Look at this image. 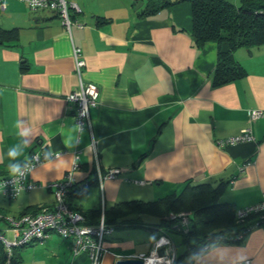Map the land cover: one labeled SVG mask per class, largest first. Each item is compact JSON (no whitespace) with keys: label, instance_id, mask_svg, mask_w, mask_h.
I'll return each mask as SVG.
<instances>
[{"label":"crops","instance_id":"crops-1","mask_svg":"<svg viewBox=\"0 0 264 264\" xmlns=\"http://www.w3.org/2000/svg\"><path fill=\"white\" fill-rule=\"evenodd\" d=\"M66 1L77 5L80 13L72 18L83 25L69 33L52 12L30 11L14 0L0 7V179L13 176L8 166L20 167L31 152L42 158L28 176L34 188L14 200L0 198V214L17 218L52 208L48 186L64 180L76 156L67 200L82 213L110 216L117 204L177 196L188 183L217 190L218 203L233 211L259 203L264 116L249 125L248 113L264 111V46L236 50L244 76L214 87L218 46H194L187 1H158L164 6L157 12L148 11L149 1ZM72 46L82 52L83 80L100 93L98 107L90 110L91 133L77 130L66 102L78 89ZM246 128L252 142L216 146ZM12 148L20 153L16 159L8 156ZM110 170L120 174L99 184V174ZM113 225L101 264L148 253L162 230L158 219L128 212ZM5 227L0 221L6 234ZM180 245L175 264H264L261 228L240 243L214 244L206 252H190L182 239ZM15 253V264H90L84 254L73 258L70 242L56 235Z\"/></svg>","mask_w":264,"mask_h":264},{"label":"built area","instance_id":"built-area-1","mask_svg":"<svg viewBox=\"0 0 264 264\" xmlns=\"http://www.w3.org/2000/svg\"><path fill=\"white\" fill-rule=\"evenodd\" d=\"M25 4L30 11H46L56 14L62 26L69 33L72 26L83 27L74 22L72 16L79 14L80 10L74 3L66 0H14ZM135 2L156 1V0H134ZM0 7L4 9V0H0ZM72 57L74 70L78 78V89L66 97V102L71 106L74 122L78 131L87 129L91 133L90 110L98 107L99 89L95 84L83 80L85 62L79 48L72 46ZM264 116V111L250 110L248 113V124ZM253 136L250 128L242 130L237 136L216 142L218 148L252 142ZM92 148L95 151L92 139ZM60 155L54 156L55 158ZM78 156L65 175L64 180L50 184L55 203L52 208H43L35 214H26L17 218H6L0 214V221L5 223V232L0 231V245L5 253V264H11L15 250L31 245H43L52 235L70 242V252L73 258L79 255H86L90 264H101L103 257L109 253L105 247V241L114 232L112 227L105 224L103 212L100 220L95 225L84 223L82 215L70 209L66 204L69 190L72 188L74 179L73 173L78 169ZM42 158L37 153L31 152L20 165V172L15 175L0 179V198L6 200L16 199L22 192L28 191L34 186L28 182L29 174L41 164ZM120 174L119 170H110L99 174L98 183L104 180L116 179ZM143 185V182H137ZM190 214L181 213L169 215V219L177 223V227L187 232L190 223ZM235 221L245 229L237 234L221 235L215 240H207L200 248L203 252L208 251L214 244H237L244 236L254 229H264V196L256 205L235 211ZM140 260L143 264H175V246L166 232L159 230V235L153 241L148 253L129 257ZM237 264H251L250 260L238 262Z\"/></svg>","mask_w":264,"mask_h":264},{"label":"trees","instance_id":"trees-1","mask_svg":"<svg viewBox=\"0 0 264 264\" xmlns=\"http://www.w3.org/2000/svg\"><path fill=\"white\" fill-rule=\"evenodd\" d=\"M158 1L163 0L149 1L151 3L148 5V11L157 12L164 6ZM185 1L191 5V35L194 46L201 49L212 42L217 43L218 46V61L213 72L212 85L219 87L243 77L244 72L234 61L233 54L238 49L264 46V0H237V6L228 0ZM66 204L70 209L79 212L70 206L67 198ZM39 211L25 212L21 216ZM127 212L150 215L158 219L160 228L169 237L179 236L188 246L189 251L194 253L203 252L200 248L208 239L215 240L218 236L237 234L245 229V226L236 224L235 211L230 205L218 203L217 190L203 185L191 186L188 183L179 195L168 196L153 203L117 204L110 211V216L104 211L105 224L115 230L116 226L113 223ZM189 212L191 214L189 227L187 232L183 233L182 229L177 227V223L169 219V215ZM79 213L87 225H95L100 220V211ZM124 221L130 220L120 222ZM17 250L13 253L11 264H15L18 260L15 253ZM0 264H5V253L1 245Z\"/></svg>","mask_w":264,"mask_h":264},{"label":"clouds","instance_id":"clouds-1","mask_svg":"<svg viewBox=\"0 0 264 264\" xmlns=\"http://www.w3.org/2000/svg\"><path fill=\"white\" fill-rule=\"evenodd\" d=\"M22 136L28 135L27 130L23 133H21ZM20 155L19 152L15 150V148H12L8 152V156L10 159H16ZM8 171L10 175H15L16 173L20 172V167L17 164H12L8 166Z\"/></svg>","mask_w":264,"mask_h":264},{"label":"water","instance_id":"water-1","mask_svg":"<svg viewBox=\"0 0 264 264\" xmlns=\"http://www.w3.org/2000/svg\"><path fill=\"white\" fill-rule=\"evenodd\" d=\"M115 264H143L140 260L137 259H118Z\"/></svg>","mask_w":264,"mask_h":264},{"label":"rangeland","instance_id":"rangeland-1","mask_svg":"<svg viewBox=\"0 0 264 264\" xmlns=\"http://www.w3.org/2000/svg\"><path fill=\"white\" fill-rule=\"evenodd\" d=\"M229 1V0H228ZM231 1V0H230ZM145 232V231H144ZM170 237H171V239H173V244H174V246L177 248V249H179L180 247H181V245H180V237L179 236H177V235H170Z\"/></svg>","mask_w":264,"mask_h":264}]
</instances>
